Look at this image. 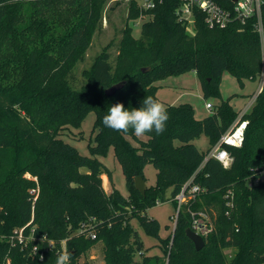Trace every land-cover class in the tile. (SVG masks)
<instances>
[{"label": "trees", "instance_id": "obj_1", "mask_svg": "<svg viewBox=\"0 0 264 264\" xmlns=\"http://www.w3.org/2000/svg\"><path fill=\"white\" fill-rule=\"evenodd\" d=\"M106 2L0 0V264H55L62 251L71 252L70 264H79L98 242L105 264H264V181L249 184L264 170V80L244 115L243 145H224L234 158L231 167L213 157L205 161L240 112L220 94L224 72L241 85L264 73L257 18L212 28L195 9L191 33L190 23L177 14L181 0H154L150 8L131 0L116 57L109 42L83 70L77 87L74 69L101 28ZM142 15L151 18L136 37L130 21ZM262 21L264 26V3ZM188 71L197 73L205 98H219L209 115L199 119L190 103H167L170 119L159 136L137 137L131 130L116 132L103 125L112 105L131 109L141 107L146 96L159 100L157 81ZM123 80L121 89L106 94ZM90 111L96 114L95 137L90 155H83L67 138L83 137L74 128ZM203 134L211 144L207 151L194 143ZM111 147L126 178L127 196L99 158ZM150 163L157 170L156 183L142 193L135 178L146 180ZM103 174L112 185L109 192ZM191 179L204 192L182 206L173 231L163 238L148 208L168 200L177 208L175 197ZM201 210L211 216L214 229L197 249L187 229L191 211ZM135 221L160 240L163 254L146 253Z\"/></svg>", "mask_w": 264, "mask_h": 264}, {"label": "rangeland", "instance_id": "obj_2", "mask_svg": "<svg viewBox=\"0 0 264 264\" xmlns=\"http://www.w3.org/2000/svg\"><path fill=\"white\" fill-rule=\"evenodd\" d=\"M143 4L144 0H139ZM131 0H107L105 10L102 18L101 28L95 33L91 46L86 52V56L83 61L79 62L75 67V86L79 87L84 77L82 72L87 69L93 63L95 57L102 51L103 47L109 42H113L110 53L112 59H114L118 53L119 42L122 37L123 28L127 22V16L129 14ZM149 15H142L136 22L130 21L133 25V34L136 37L141 35L142 23L149 20ZM189 31H194L193 22L190 23ZM244 85H241L238 79L230 72L225 71L219 91L224 99L231 98V103L235 109L240 110L241 108L248 105L254 94L257 92L261 84L263 83V76L259 75L256 79H246ZM160 86L158 88L159 101L165 104H179V103H190L195 111L197 118L202 119L211 113V109L206 107L207 102L217 104L219 98L215 95L209 98L204 97L201 80L195 71H188L181 74L169 75L165 78L157 81ZM251 108V107H250ZM96 114L94 111H90L79 129L74 128L75 133H81L83 137L67 138V140L75 145L79 152L83 155H90L89 143L94 140L95 132H93L94 122ZM179 143V142H177ZM195 145L201 151H207L211 144L209 138L203 134L194 140ZM100 160L112 171V178L115 187L125 196L128 195V189L126 185V178L123 173L122 167L118 160L114 156V149L111 147L105 154L99 156ZM83 172H87L86 168H82ZM145 178L147 186L154 185L156 183L157 170L155 166L150 163L145 169ZM104 188L111 191L112 185L108 182L107 177L102 176ZM107 186V187H106ZM106 190V189H105ZM172 189H168V196H170ZM148 215L156 218L161 224V236L163 238L168 237L174 229L175 221L171 217L176 212V204L172 200L158 202L156 205L148 208ZM135 227L140 231L144 243L145 251L151 255H161L163 250L160 244V240L156 237L146 234L138 225L134 222ZM105 264L102 243L98 242L88 252L87 256L80 258L79 264Z\"/></svg>", "mask_w": 264, "mask_h": 264}, {"label": "built area", "instance_id": "obj_3", "mask_svg": "<svg viewBox=\"0 0 264 264\" xmlns=\"http://www.w3.org/2000/svg\"><path fill=\"white\" fill-rule=\"evenodd\" d=\"M181 5L177 10V14L180 20L193 22L195 9L200 10L205 14V19L210 27H225L228 24L237 21L245 24L251 17H256V29L261 37H264V26L262 21V5L264 0H181ZM145 8H150L155 5L154 0H144L142 4ZM264 80V73H262ZM262 85L254 94L251 102L243 107L239 115L232 125V127L222 135L220 140L211 148L206 155L205 161L213 157L218 159L225 168L231 167L234 158L231 153L224 147V145H230L235 147H241L245 138V130L248 124V120L244 118V115L251 109L253 103L259 92L262 89ZM207 108L212 109L211 102H207ZM264 181V170H262L257 176L253 175L250 178V185L258 184ZM32 192H36V189H32ZM204 192L199 184H192V179L185 184L183 189L176 195L177 208L175 214L172 216L175 221V225L179 216V212L182 206ZM229 191L226 196L229 198L228 205L233 206ZM175 227V226H174ZM190 227L203 238L208 236L214 229V223L211 216L206 211H191V225ZM19 241L23 242V229L17 231ZM37 250V247L35 246Z\"/></svg>", "mask_w": 264, "mask_h": 264}, {"label": "clouds", "instance_id": "obj_4", "mask_svg": "<svg viewBox=\"0 0 264 264\" xmlns=\"http://www.w3.org/2000/svg\"><path fill=\"white\" fill-rule=\"evenodd\" d=\"M170 119L164 104L153 96H146L139 108L125 109L123 103H116L108 108L102 123L116 132L128 133L130 130L137 137L147 133L159 136L166 130ZM71 252L57 254L55 264H70Z\"/></svg>", "mask_w": 264, "mask_h": 264}, {"label": "water", "instance_id": "obj_5", "mask_svg": "<svg viewBox=\"0 0 264 264\" xmlns=\"http://www.w3.org/2000/svg\"><path fill=\"white\" fill-rule=\"evenodd\" d=\"M125 84H126L125 80L113 84L112 86L106 89V94L113 95L119 89H121ZM135 186L142 193H145L147 189V184L143 176H137L135 178ZM187 236L195 243L197 249H201L205 245L204 238L200 234L196 233L191 227L187 229Z\"/></svg>", "mask_w": 264, "mask_h": 264}, {"label": "crops", "instance_id": "obj_6", "mask_svg": "<svg viewBox=\"0 0 264 264\" xmlns=\"http://www.w3.org/2000/svg\"><path fill=\"white\" fill-rule=\"evenodd\" d=\"M169 104H172V103H169ZM207 104V103H206ZM206 107H207V105H206ZM208 109H210V108H208ZM242 109V108H241ZM240 109V110H241ZM103 176V175H102ZM104 176H106L107 177V180H108V182L110 183V181H109V178H108V176H107V174H104ZM103 183L105 184L106 182L105 181H103ZM111 184V183H110ZM106 185V184H105ZM107 187V186H106ZM106 189V191L108 192V189L107 188H105Z\"/></svg>", "mask_w": 264, "mask_h": 264}]
</instances>
